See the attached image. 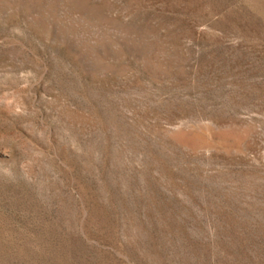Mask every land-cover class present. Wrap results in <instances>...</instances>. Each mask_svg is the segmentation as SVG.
I'll return each mask as SVG.
<instances>
[{"label":"rangeland","instance_id":"374dc122","mask_svg":"<svg viewBox=\"0 0 264 264\" xmlns=\"http://www.w3.org/2000/svg\"><path fill=\"white\" fill-rule=\"evenodd\" d=\"M0 264H264V0H0Z\"/></svg>","mask_w":264,"mask_h":264}]
</instances>
